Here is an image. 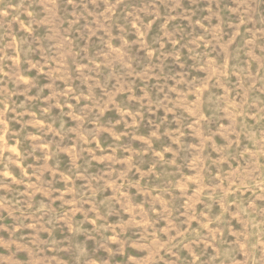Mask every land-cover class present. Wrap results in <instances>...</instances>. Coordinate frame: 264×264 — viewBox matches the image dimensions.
<instances>
[{"label":"rangeland","instance_id":"374dc122","mask_svg":"<svg viewBox=\"0 0 264 264\" xmlns=\"http://www.w3.org/2000/svg\"><path fill=\"white\" fill-rule=\"evenodd\" d=\"M0 264H264V0H0Z\"/></svg>","mask_w":264,"mask_h":264}]
</instances>
